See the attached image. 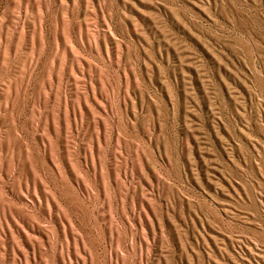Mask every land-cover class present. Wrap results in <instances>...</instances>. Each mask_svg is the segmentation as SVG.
<instances>
[{"label":"rangeland","instance_id":"obj_1","mask_svg":"<svg viewBox=\"0 0 264 264\" xmlns=\"http://www.w3.org/2000/svg\"><path fill=\"white\" fill-rule=\"evenodd\" d=\"M0 264H264V0H0Z\"/></svg>","mask_w":264,"mask_h":264}]
</instances>
